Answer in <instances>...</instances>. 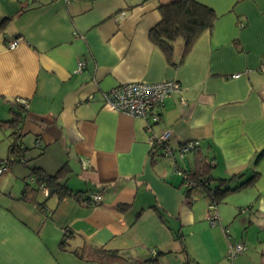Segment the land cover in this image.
<instances>
[{
	"label": "crops",
	"instance_id": "0c3cea01",
	"mask_svg": "<svg viewBox=\"0 0 264 264\" xmlns=\"http://www.w3.org/2000/svg\"><path fill=\"white\" fill-rule=\"evenodd\" d=\"M169 1L0 0V121L27 101L23 156L50 174L66 165L63 181L82 197L43 189L24 200L31 170L14 160L0 175V264H105L73 254L85 244L117 249L127 264H264V0H197L215 23L179 67L149 37ZM182 48L177 41L175 57ZM170 79L182 92L166 99L152 130L103 107L120 83ZM166 130L173 155L150 143ZM12 133L0 123V161L18 158ZM191 140L199 148L181 157ZM198 156L212 159L215 178L258 173L217 205L216 222L201 189L186 198ZM231 240L245 246L233 262Z\"/></svg>",
	"mask_w": 264,
	"mask_h": 264
},
{
	"label": "trees",
	"instance_id": "16d2710c",
	"mask_svg": "<svg viewBox=\"0 0 264 264\" xmlns=\"http://www.w3.org/2000/svg\"><path fill=\"white\" fill-rule=\"evenodd\" d=\"M159 10L161 20L150 30L149 37L165 53L169 63L173 67H179L199 37L205 31L213 28L216 13L214 9L197 0H172L161 4ZM179 40L183 41V48L179 57H175L174 50ZM26 107L27 105L19 100L12 102L10 105L11 118L0 121L1 124L13 129L12 134L15 141L10 145V154L18 156L16 159H12L11 157L2 159L0 165L1 163H6L9 170L15 160L20 161L30 168L31 172L28 175L21 194V198L24 200H29L31 195L33 198L34 194L39 192V190H43V188L48 189V194H57L60 198L70 194L81 199V193H73L66 182L63 181V177L67 171L66 165L56 173L50 174L42 171L31 163L28 157L23 156L24 149L21 147V142L19 141V130L26 118ZM153 150L162 151L160 147H153ZM263 154L264 150L258 153L257 160ZM214 165L212 159H207L206 156H198L194 168L186 169L185 179L188 181V184L192 183L191 186L187 185L185 191L186 198L189 202L193 199V192L199 188L208 196L209 203L214 202L218 205L228 194L254 184L258 177V173H254L245 181H239L237 183L233 181L242 177L243 174L239 173L230 178H215L212 174ZM31 177H33V180H30ZM85 199L87 202H90V197H86ZM67 246V238L63 237L60 247L66 249ZM72 252L75 256L83 260H94L105 264H127L126 258L117 249L106 246L85 244L81 248H74Z\"/></svg>",
	"mask_w": 264,
	"mask_h": 264
},
{
	"label": "built area",
	"instance_id": "2783aa9c",
	"mask_svg": "<svg viewBox=\"0 0 264 264\" xmlns=\"http://www.w3.org/2000/svg\"><path fill=\"white\" fill-rule=\"evenodd\" d=\"M125 12L121 13L124 16ZM19 44V39H14L10 43V47L14 48ZM85 67L84 61H79L77 66V72L81 71ZM239 74L233 75V77H239ZM182 92V86L176 79H170L160 82H145V81H131L120 83L115 87L103 93V107L108 110L124 112L132 116L142 117L146 120V126L149 130H152L153 126L161 120V107L164 105L167 98L176 94L180 95ZM22 103L27 105V101L19 99ZM184 102V100L182 99ZM171 131L166 130L163 133L157 135L153 133L150 136V143L153 147H160L162 152L166 155H173L174 148L170 143ZM200 145L199 140H191L180 144L177 148L178 153L183 157L188 152L193 151ZM8 170L6 163L0 165V175ZM33 180V177L30 178ZM188 182V181H187ZM190 182V181H189ZM191 186L192 183H187ZM45 193L48 194V189L43 188ZM102 200L101 194H95L93 201L95 204H99ZM208 209L213 215L211 220L216 222L217 218V205L214 202H210ZM245 246L242 242L230 241L227 249L226 257L229 261L233 262L240 253L243 252Z\"/></svg>",
	"mask_w": 264,
	"mask_h": 264
},
{
	"label": "rangeland",
	"instance_id": "374dc122",
	"mask_svg": "<svg viewBox=\"0 0 264 264\" xmlns=\"http://www.w3.org/2000/svg\"><path fill=\"white\" fill-rule=\"evenodd\" d=\"M182 41V40H181Z\"/></svg>",
	"mask_w": 264,
	"mask_h": 264
}]
</instances>
